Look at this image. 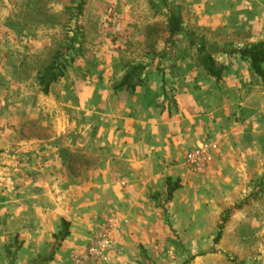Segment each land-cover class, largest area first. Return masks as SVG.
<instances>
[{
  "label": "rangeland",
  "instance_id": "1",
  "mask_svg": "<svg viewBox=\"0 0 264 264\" xmlns=\"http://www.w3.org/2000/svg\"><path fill=\"white\" fill-rule=\"evenodd\" d=\"M173 15L183 31L170 36ZM263 27L264 0H0V264H73L91 247L83 264H264L261 107L229 139L204 137L205 172L188 168L144 218L93 183L109 169L123 184L119 117L171 119L177 85L206 73L203 55L222 70ZM56 55L64 77L44 94ZM132 65L145 66L139 86L116 89Z\"/></svg>",
  "mask_w": 264,
  "mask_h": 264
},
{
  "label": "crops",
  "instance_id": "2",
  "mask_svg": "<svg viewBox=\"0 0 264 264\" xmlns=\"http://www.w3.org/2000/svg\"><path fill=\"white\" fill-rule=\"evenodd\" d=\"M260 41H264V27L248 39L247 45ZM221 65L219 81L193 71L185 84L177 85L171 119L153 108L138 109L135 115H123L115 122L120 131L112 134V139L121 144L120 161L125 171L118 173L122 177L118 179L123 184L111 178L109 169L104 170L103 179H93L96 187L106 189L113 208L130 200L127 209L133 207L140 214L138 218H144L141 211L153 207V196L162 197L167 192V179L179 182L186 174L190 167L185 156L191 149L208 136H213V141L229 139L226 132L235 126V120L247 122L260 107L264 110V84L249 62L234 54ZM254 100L259 103L255 111Z\"/></svg>",
  "mask_w": 264,
  "mask_h": 264
},
{
  "label": "trees",
  "instance_id": "3",
  "mask_svg": "<svg viewBox=\"0 0 264 264\" xmlns=\"http://www.w3.org/2000/svg\"><path fill=\"white\" fill-rule=\"evenodd\" d=\"M183 31L182 23L179 16L173 15L169 19L168 32L170 36L177 35ZM201 51H206L205 47H201ZM241 59L249 62L252 71L260 78L264 84V70L262 65L264 64V41H260L254 44H249L237 52ZM58 56L56 55L53 62L50 63L40 74L38 78L39 85L42 88L44 94H47L50 87L58 80L64 77V70L62 66L57 62ZM202 66L206 73L214 78L216 81L221 79L222 70L218 68L213 57L208 53L203 55ZM145 66L132 65L129 66L126 73L122 77L120 83L115 87L116 89L124 88L127 91H134L140 84V76L144 73ZM181 188L178 181L172 182L170 179L166 181V195L167 199H171L174 192ZM69 223L62 221L60 231L53 236L54 239L62 242L68 237ZM219 237V236H218ZM218 239V238H217Z\"/></svg>",
  "mask_w": 264,
  "mask_h": 264
},
{
  "label": "built area",
  "instance_id": "4",
  "mask_svg": "<svg viewBox=\"0 0 264 264\" xmlns=\"http://www.w3.org/2000/svg\"><path fill=\"white\" fill-rule=\"evenodd\" d=\"M211 146L205 142L202 141L197 145V147L189 152L185 157V163L194 171L197 173H203L205 172L210 160H211V154H210ZM104 246H108L107 242L102 243ZM98 247H91L88 250V254L85 258H78L76 259L73 264H83L82 262L88 258V259H94L98 256Z\"/></svg>",
  "mask_w": 264,
  "mask_h": 264
}]
</instances>
